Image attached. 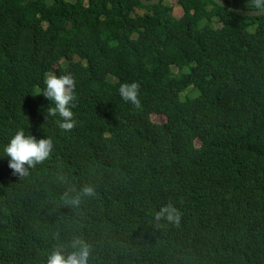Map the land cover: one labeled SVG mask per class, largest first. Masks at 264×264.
Instances as JSON below:
<instances>
[{
  "label": "trees",
  "instance_id": "16d2710c",
  "mask_svg": "<svg viewBox=\"0 0 264 264\" xmlns=\"http://www.w3.org/2000/svg\"><path fill=\"white\" fill-rule=\"evenodd\" d=\"M167 1L0 0V264L76 239L88 264H264V16L177 0V19ZM50 74L75 81L71 132ZM133 82L139 107L118 92ZM19 130L54 145L25 176L3 154ZM168 204L179 226L155 219Z\"/></svg>",
  "mask_w": 264,
  "mask_h": 264
},
{
  "label": "clouds",
  "instance_id": "9594fccd",
  "mask_svg": "<svg viewBox=\"0 0 264 264\" xmlns=\"http://www.w3.org/2000/svg\"><path fill=\"white\" fill-rule=\"evenodd\" d=\"M254 6L264 11V0H254ZM44 83L42 95L54 105L48 109V115L54 118L58 117L57 124L62 132H71L75 127L72 111L75 100L73 77L71 75L50 74ZM118 92L124 102L139 107V85L137 83H122ZM53 149L54 145L51 139L37 140L33 136H26L23 130H19L3 147V154L9 158L8 166L12 170V174L25 176L29 168L47 160ZM67 195L66 193V198ZM94 195V188L86 186L81 189L79 195L67 199L66 202L76 206L79 205L81 196L92 197ZM155 219L157 221L165 219L167 222L179 226L181 213L174 205L168 204L155 213ZM71 248L72 251L66 255L62 247L51 251L47 258V264H88L91 252L90 245L81 239H76L71 244Z\"/></svg>",
  "mask_w": 264,
  "mask_h": 264
},
{
  "label": "water",
  "instance_id": "95a60500",
  "mask_svg": "<svg viewBox=\"0 0 264 264\" xmlns=\"http://www.w3.org/2000/svg\"><path fill=\"white\" fill-rule=\"evenodd\" d=\"M140 3H142L145 6H153L160 4L161 0H138ZM215 3H217L220 7L230 9L235 14L240 16H248V17H261L264 16V11H245V10H239L234 9L231 7L230 4L222 1V0H213Z\"/></svg>",
  "mask_w": 264,
  "mask_h": 264
},
{
  "label": "rangeland",
  "instance_id": "374dc122",
  "mask_svg": "<svg viewBox=\"0 0 264 264\" xmlns=\"http://www.w3.org/2000/svg\"><path fill=\"white\" fill-rule=\"evenodd\" d=\"M176 2H177V0H168L166 2V5L172 7L173 8V16L175 18H179V17L183 16L184 11H183V9L181 7L177 6ZM144 13H145L144 10H139L138 11L139 15H144ZM61 64H62L63 67L67 66V63L64 62V61ZM151 119L156 124H164V123H166V118L164 116L154 115V116H152ZM197 146H199V143L197 144Z\"/></svg>",
  "mask_w": 264,
  "mask_h": 264
},
{
  "label": "crops",
  "instance_id": "0c3cea01",
  "mask_svg": "<svg viewBox=\"0 0 264 264\" xmlns=\"http://www.w3.org/2000/svg\"><path fill=\"white\" fill-rule=\"evenodd\" d=\"M182 17V16H181ZM181 17H179L178 19H180Z\"/></svg>",
  "mask_w": 264,
  "mask_h": 264
}]
</instances>
